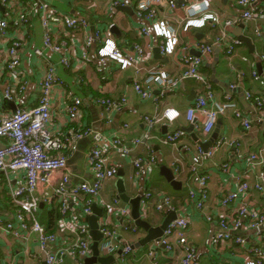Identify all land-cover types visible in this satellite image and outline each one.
<instances>
[{
  "label": "crops",
  "instance_id": "0c3cea01",
  "mask_svg": "<svg viewBox=\"0 0 264 264\" xmlns=\"http://www.w3.org/2000/svg\"><path fill=\"white\" fill-rule=\"evenodd\" d=\"M45 1L59 12L74 16L83 15L89 21L86 32H78L72 38L67 39L68 45L73 47L72 53L69 55L74 59L76 67L58 68V73L63 80V88L58 87L55 91L53 121L50 128L53 131L70 133L72 122L65 111V104L70 101V95H76L81 97L83 102L81 106L83 126H91L110 138L122 139L124 147L131 153L130 156L123 155L119 151L107 153V157L117 165L121 175L107 181L101 195L92 204V207L97 205L104 212L99 217V222L109 218V226L117 230L118 246L122 248L127 243L131 244L132 251L126 264H155L156 262L157 264H174L175 260L180 258V254L167 251L157 240L137 247V243H140L139 241L145 237L147 232L136 225L134 227L136 230L122 228L121 218L118 215L110 214L106 209V204L115 197H119L131 209V217L129 220H125V223H129L132 227L135 219L132 215L131 200L137 197H141V217L151 226H159L172 213H176L177 217L188 216L189 225L186 238L195 249V261L198 264H245L247 258L245 248L236 243L215 244L216 225L207 221L195 209L188 194L191 152L186 150L184 145H199L204 150H208L217 145L221 139H228L229 142H232V145H220L213 157L205 158L202 161V172L210 175L209 197L213 205L220 203L230 191H236L244 174L249 175L246 178L252 182L251 185L257 183V171L264 169V121L260 118L254 101L246 99L245 93L251 92L254 95L262 93L264 95V87L254 80L252 75L254 70L262 71L260 56L264 54V13H260L259 10L264 9V0H259L255 5L258 11H256L255 18L242 21L227 30L230 39L236 38L242 43L236 47L235 53L230 56L225 47L214 45L212 52L204 57L202 64V72L211 83L212 89L222 98L226 93L233 95L243 113L252 120V130L246 131L234 114L228 113L218 119L213 130L208 134L203 132L199 116L193 121H189L187 117L188 108L193 105L197 95L203 90L202 85L196 81L189 79L178 89L170 91L164 96L160 95V90L157 91L154 87L158 98L156 100L144 99L134 90L136 75L132 67L122 70L116 61H110L102 72L97 71V44L91 48L86 61H80L77 65L75 57L82 56L83 43L87 33L104 31L112 25L110 38L114 40L118 48L135 53L137 56L136 45H141L145 49L146 56L140 63L144 72L163 69L173 74L182 69L181 58L183 56L200 55L202 44L214 43L224 30L226 19L241 16L243 7L238 0H213L212 10L219 15V24L216 27L207 24L203 27L192 26L188 31L180 30V44L173 57L161 54L159 38L147 37L141 33V27L148 22L140 19L135 8L129 4L111 8L110 5L115 0ZM188 1L191 0H185V2ZM157 11L161 17L167 18L176 25H178L176 20L184 17L181 5H177L175 9L162 5L157 7ZM30 14L29 27H25L23 33L10 27L7 36L0 41V116L10 114L19 105L33 106L37 102L38 85L42 80L43 69L34 52V47L42 45L46 29L42 25L41 13L30 10ZM0 16L10 19L12 14L0 4ZM48 25L50 29L59 28L55 21H50ZM238 27L242 28L243 35H247L251 39L252 46L239 39L240 35L234 33ZM256 31H259L260 34H257ZM20 34L21 40L25 44L23 51H20L22 54L21 69L24 71L28 83L25 91L19 93L15 99H9L5 95V89L9 82H14V78L3 64L4 54L8 51L9 42L12 39H18ZM64 53H66L65 50ZM47 56L58 60L62 54L49 52ZM78 77L83 79L79 83ZM124 97L127 98V102L122 106L119 105L120 108H114L109 112L105 110L100 101L109 99L120 103ZM167 109L176 111L178 115L173 121L163 119L156 123L153 128L155 137L148 138L146 136L148 124L144 116L161 115ZM180 128L187 133V136L180 142L172 144L161 141L160 138L169 131ZM137 140L140 141L137 142ZM90 147V138H83L78 142L77 150L70 154L68 165L72 175L71 179L74 182L92 178L88 159ZM255 153L258 155L255 163H250L249 158ZM182 156L184 166L180 174L175 170V163L178 159H183ZM151 157H154V162H149L148 159ZM134 158L143 159L144 162L139 168L133 165L132 159ZM168 176H173L176 183ZM22 183L21 177L14 172L1 173L0 217L7 212H12L10 211V186L16 187ZM123 189L129 197L126 201L121 197L120 191ZM148 192H151L152 195L148 199V204L143 205L142 200L146 199ZM166 196L172 199L171 206L158 211L157 205L163 203ZM239 205L240 200H237L231 204L228 211L234 212ZM254 205L258 211L264 213V199L259 198L256 191L252 192V201L250 202L251 207ZM43 207L41 205V208ZM70 208V216L79 214L81 210V206L76 202H71ZM41 211L40 219L44 214L42 209ZM87 217L78 215L76 220L81 221L82 219L83 222L88 223ZM241 233L249 237V245L257 242L264 248V241L259 242L254 239V231L247 229ZM70 236L71 234L66 233L63 241L71 243L72 237ZM16 240L9 235L6 242H2L1 259L10 253L9 259L14 264H42L41 249L35 233L30 235L28 245L24 243L20 245ZM101 242L102 240L99 241V247ZM24 247H27L33 255L26 260L24 258L29 256H26L22 251ZM149 251L154 252V258L149 257ZM100 255L102 256L101 252ZM66 264L75 263L72 260H67Z\"/></svg>",
  "mask_w": 264,
  "mask_h": 264
},
{
  "label": "built area",
  "instance_id": "2783aa9c",
  "mask_svg": "<svg viewBox=\"0 0 264 264\" xmlns=\"http://www.w3.org/2000/svg\"><path fill=\"white\" fill-rule=\"evenodd\" d=\"M258 1L238 0L243 7L241 16L226 19L224 30L214 43L202 44L200 55L183 56L181 58L182 69L173 74L163 69L144 72L140 63L146 56L145 49L141 45H136L137 56L135 53L118 48L114 40L110 38L112 25L104 31L87 33L83 43V54L75 57V60L77 65L80 61H86L91 48L97 44V71L102 72L110 61H116L122 70L132 67L136 75L134 90L144 99L156 100L158 98L156 89L160 90V95L164 96L178 89L185 81L192 79L201 84L203 90L187 110L189 121L199 116L201 128L204 133L208 134L222 115L233 113L244 129L249 131L253 127L252 120L243 113L231 93H226L223 98L218 96L202 72V64L204 57L212 52L214 45L225 47L230 56L235 53L236 47L242 43L236 38L230 39L227 30L242 21L255 18L257 11L255 5ZM212 2L213 0H191L182 3L184 17L176 20L178 25L161 17L157 11V7L162 5L175 9L178 0H115L110 7L126 4L133 6L137 16L148 22L141 27V33L147 37L159 38L161 54L173 57L180 44V30L188 31L192 26L203 27L207 24L216 27L219 24L220 17L212 10ZM0 4L12 14L10 19L0 16V41L7 36L10 27L22 33L25 27H29L30 10L41 13L42 25L46 29L42 45L34 47V52L43 69L36 104L33 106L19 105L10 114L0 116V175L2 172L11 171L23 180L22 184L9 188L10 204L14 210L0 217V264H14L9 259L10 253L1 259L2 242H6L9 235L17 239L20 245L23 243L28 245L32 233L37 235V242L41 252L45 254L46 264H66L67 260L80 263L83 258L92 254V239L88 223L83 222L81 218V221L76 220L77 216L84 217L92 214V204L101 195L105 183L115 179L118 174L117 165L110 161L107 153L119 151L126 156H130L131 153L124 147L122 139L110 138L91 126H83L81 118L83 102L82 98L76 95H70V101L65 104V111L72 124H79V130L72 129L70 133H62L50 128L53 121L55 91L58 87L63 88V80L58 73V68L76 67L74 59L69 55L73 47L68 45L67 39L72 38L78 32H86L89 26L88 18L83 15L74 16L59 12L45 0H0ZM259 12L264 13V9ZM50 21L57 22L59 28L50 29L48 25ZM256 33L260 34L259 31ZM18 37L9 42L8 51L4 54L3 64L14 78V82H9L5 89V95L9 99H15L19 93L25 91L28 83L21 69L22 54L20 51H23L25 44L21 40V34ZM49 52L61 53L62 56L58 60H53L47 56ZM260 59L262 71L254 70L252 75L254 80L264 87V54L260 56ZM82 80V77L77 78L78 83ZM245 97L254 101L256 110L264 121V95L247 92ZM100 101L105 110L109 112L124 105L127 98H122L120 103L109 99ZM177 115L176 111L170 109L165 110L161 115H145L144 119L148 124L146 136L155 137L153 128L156 123L163 119L173 121ZM186 136V131L180 128L169 131L160 139L164 143L176 144ZM83 138L91 140L88 159L92 178L74 182L71 179L68 160L70 154L77 150L78 142ZM223 144L232 145V142L228 139H221L217 145L208 150H204L199 145H184V148L191 152L189 197L195 209L207 221L216 225L215 244L236 243L245 248L247 254L245 264H264V248L257 242L249 245V237L241 233L243 230H252L256 241H264V213L258 211L255 205L250 206L252 192L256 191L259 198L264 199V169L257 171L255 185H251L252 182L246 178L249 175L244 174L237 190L230 191L220 203L213 205L209 197L210 175L202 172V161L213 157L218 147ZM257 156L256 153L251 155L250 163H255ZM148 160L149 162L155 161L154 157ZM132 162L136 168H139L144 161L142 158H134ZM183 166L184 158L178 159L175 163V170L182 173ZM151 195V192L146 193V199L142 200L143 205L148 204ZM237 200H240L239 207L234 212H229L228 208ZM55 201L59 205L60 218L57 222V231L50 232L40 221V208L41 205L52 208ZM71 202H76L81 206L79 214L70 216ZM171 202L172 199L166 196L164 202L156 208L162 211L164 207H170ZM106 209L110 214L121 218L123 229L135 227L125 223V220L131 217V209L119 197L107 203ZM244 219L246 221H243ZM108 221L109 218H106L101 223L99 222L104 235L99 247L100 252L102 256H114L115 260L112 264H126L132 246L129 243L122 248L118 246V232L109 226ZM188 225L189 217L179 216L170 222L160 239V244L167 251L180 254V258L176 259L174 264H198L195 261V249L186 238ZM66 233L71 234V243L63 241ZM22 251L26 256H33L27 247L22 248ZM148 255L154 258V252L149 251Z\"/></svg>",
  "mask_w": 264,
  "mask_h": 264
},
{
  "label": "water",
  "instance_id": "95a60500",
  "mask_svg": "<svg viewBox=\"0 0 264 264\" xmlns=\"http://www.w3.org/2000/svg\"><path fill=\"white\" fill-rule=\"evenodd\" d=\"M184 2L185 0H178L177 5L180 6ZM119 8H122V7H119ZM241 31H242V28L238 27L237 29H235L234 33L237 35H240L239 39L243 40L248 45L252 46L251 39L247 35H243ZM16 108L17 107H15V110ZM199 143L202 144L201 142ZM117 175H121L120 171H118ZM168 177L170 180L176 183L173 176L171 177L168 176ZM120 193H121V197L123 198V200L125 201L128 200L129 197L124 193V189L121 190ZM131 204H132V215L135 219L134 226L136 225L138 228L140 227L141 229H144V231L147 232L145 237L139 241L140 243H137L136 245L137 247L145 246L154 240L160 241L164 230L167 228V226L170 224L172 220L177 218V214L172 213L159 226L154 227V226H151L150 223H148V221L142 219L141 217L142 216L141 197H137L131 200ZM92 208H93V212H92L93 214H90L87 217V221L90 227V235H91L92 242H93L91 244L92 254L90 256L83 258L80 263H75V264H112L114 262V256L112 255L101 256L100 255L99 241L103 239L104 235L100 229L99 217H101L104 214V212L100 208H98L97 205H93ZM41 254H42V264H46L45 254L43 252H41Z\"/></svg>",
  "mask_w": 264,
  "mask_h": 264
},
{
  "label": "trees",
  "instance_id": "16d2710c",
  "mask_svg": "<svg viewBox=\"0 0 264 264\" xmlns=\"http://www.w3.org/2000/svg\"><path fill=\"white\" fill-rule=\"evenodd\" d=\"M71 127L74 130H79V126L75 123H73L71 125ZM41 209L43 210L44 214H43L42 218L40 219V221L43 224H45V226L48 228V230L50 232L57 231V222L60 218L59 205L57 204V202L55 201L52 208H48V207L44 206ZM41 209H40V214L42 212ZM13 210H14V207L11 205L10 211H13Z\"/></svg>",
  "mask_w": 264,
  "mask_h": 264
},
{
  "label": "rangeland",
  "instance_id": "374dc122",
  "mask_svg": "<svg viewBox=\"0 0 264 264\" xmlns=\"http://www.w3.org/2000/svg\"><path fill=\"white\" fill-rule=\"evenodd\" d=\"M29 258H31V257H25L24 259L26 260V259H29Z\"/></svg>",
  "mask_w": 264,
  "mask_h": 264
}]
</instances>
